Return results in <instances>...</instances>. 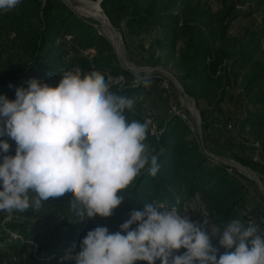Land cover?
<instances>
[{"label":"trees","instance_id":"obj_1","mask_svg":"<svg viewBox=\"0 0 264 264\" xmlns=\"http://www.w3.org/2000/svg\"><path fill=\"white\" fill-rule=\"evenodd\" d=\"M224 1L215 10L205 6L203 0L99 3L101 12L115 27L122 26L132 35L144 31L153 34L146 51L148 62L173 61L183 91L199 106L198 135L171 110L158 117L150 102L137 93L146 79L121 66L111 43L96 26L61 0H21L14 10L0 12V29L6 34L0 42V96L15 99L16 89L26 88L31 79L55 86L66 70H96L110 83L122 77V83L112 84L111 91L135 100L134 108L124 113L129 122L144 123L149 118L145 143L159 164L155 176L149 174V164L118 193L125 199L109 217L79 220L70 206L72 194L65 193L49 198L50 203H58L46 213L54 222L51 227L37 231L20 222H7L6 231L0 225V264H75L74 259L63 258L80 251L88 231L97 226H106L110 233L120 231L130 212L143 210L146 203L175 206L183 213L195 193L202 206L191 203L188 211L198 218L197 222L209 221V234L211 225L222 230L233 219L258 224L264 232V206H248L253 181L225 162L214 164L203 151L205 147L230 156L264 178V163L250 157L257 151L264 158V36L259 33L244 40L230 34L229 19L245 0ZM89 48L93 51L85 52ZM238 80L242 90L237 97L231 96L229 89ZM227 99L236 105L234 109L222 108ZM227 122L232 129H226ZM0 138L15 151L14 140L7 135ZM218 241L219 236L211 237L213 246L223 253L225 249Z\"/></svg>","mask_w":264,"mask_h":264},{"label":"clouds","instance_id":"obj_2","mask_svg":"<svg viewBox=\"0 0 264 264\" xmlns=\"http://www.w3.org/2000/svg\"><path fill=\"white\" fill-rule=\"evenodd\" d=\"M21 0H0V11L14 10ZM99 71H62L55 86L31 79L16 89L15 99L0 96V211L25 212L50 197L71 193L70 206L79 220L109 217L125 199L127 188L147 165L159 170L158 157L145 143L148 122H129L125 110L135 100L111 91ZM11 87V84L9 85ZM34 193L35 195H31ZM136 224L135 228L132 225ZM196 222L173 206L144 204L132 210L120 231L97 226L82 239L75 264H264V232L253 222L233 219L221 230ZM219 236L213 246L211 237ZM182 254H174L180 249Z\"/></svg>","mask_w":264,"mask_h":264},{"label":"rangeland","instance_id":"obj_3","mask_svg":"<svg viewBox=\"0 0 264 264\" xmlns=\"http://www.w3.org/2000/svg\"><path fill=\"white\" fill-rule=\"evenodd\" d=\"M61 1L74 9L84 19H88V21L92 22L96 26L97 32L104 35L111 43L121 66L130 70L138 78L146 79V82L142 84L137 93L140 96L145 97L150 102L158 117H160L166 109L169 111L171 104H173L175 105V108H179V110L185 112H183L186 114L184 116V120L190 126L192 132L196 135L201 132V119L198 110L199 106H197L194 103V100L183 91L177 77L173 61L166 64H150L148 62V53H146V51L149 47V43L152 38L151 36L153 34L150 35L148 31H144L140 35H132L122 26L120 28L115 27L108 21L107 18L104 17L101 9L97 8L96 0ZM203 2L205 3V6L210 7L212 10L222 7L225 3L224 0H203ZM248 10H251V13L247 14L246 12ZM96 13L106 21V27L103 26L98 19H96ZM233 14L235 15L230 18L228 22V32L230 34L241 36L244 40L257 36L259 33L264 36V0H245L243 5L235 7ZM108 26H110L113 32L117 35L116 38L110 32ZM5 35L6 34L0 29V42L3 40ZM163 49L164 48H161L160 52H163ZM92 51V48L85 50V52ZM241 90V82L238 80L229 89V94L237 97ZM221 106L224 110H226L234 109L236 105L227 99ZM206 112H210L208 108H206ZM0 140L2 139L0 138ZM7 154L15 155V151L9 150V153ZM3 155V153H0V162H2ZM215 155H218L221 159L228 163L235 164L234 168H236V172H240V174L247 176L253 181V185L249 189L248 195L250 197V202L248 203V206H264L263 176L261 174L259 175L254 170L242 166L238 161L232 159L230 156H226L225 154ZM31 195L34 196L35 194L32 193ZM53 204L57 205L58 203H50L48 199L46 201H42V205L40 207L29 208L25 212L13 211L8 213L6 211H0V225L5 230L7 227L4 225L7 222H20L25 224L29 229L37 231H40L45 227H51L54 222H52L50 218H47L46 213L53 208ZM187 207L188 206H186V208ZM189 207L187 208V211L183 208V213L181 214L186 215L190 220L197 222L198 218L194 216V214H190V211H188ZM174 254H182V252L177 251Z\"/></svg>","mask_w":264,"mask_h":264},{"label":"built area","instance_id":"obj_4","mask_svg":"<svg viewBox=\"0 0 264 264\" xmlns=\"http://www.w3.org/2000/svg\"><path fill=\"white\" fill-rule=\"evenodd\" d=\"M170 110L174 113V114H177L178 116H180L182 119H185L184 118V116L186 115V114H184L181 110H179V108H175V105H173V104H171V106H170ZM182 113H180V112ZM148 113V112H147ZM146 121L147 122H149V118H146ZM233 128V126H232V124H231V122H227V124H226V129L227 130H230V129H232ZM151 131H154L155 132V130H154V128H151ZM201 146L203 147V144H201ZM203 151L207 154V156H208V158L214 163V164H219L220 162H225V163H227L228 165H230V166H232V167H235V164H233V163H228V162H226V161H224L223 159H221L218 155H215V153H213V152H211V151H209V150H207L205 147H203ZM250 157H251V159L252 160H254V161H260V162H262V163H264V158L263 157H261L260 156V154L257 152V151H254V152H251L250 153ZM250 189V188H249ZM248 194H249V190H248ZM189 204H191V203H195V204H200V197H199V195L197 194V193H195L193 196H192V198L190 199V201L188 202ZM201 205V204H200ZM202 206V205H201ZM184 210H186L187 211V208H186V206L184 207ZM186 211H184V212H186ZM248 222H250V221H248ZM211 232V231H210Z\"/></svg>","mask_w":264,"mask_h":264},{"label":"bare ground","instance_id":"obj_5","mask_svg":"<svg viewBox=\"0 0 264 264\" xmlns=\"http://www.w3.org/2000/svg\"><path fill=\"white\" fill-rule=\"evenodd\" d=\"M95 16H96V19H98L101 23H102V25L103 26H107V24H106V21L103 19V18H101V16L100 15H98L97 13L95 14ZM109 28V30H110V32L115 36V38L117 37V35L113 32V30L110 28V26H108Z\"/></svg>","mask_w":264,"mask_h":264},{"label":"water","instance_id":"obj_6","mask_svg":"<svg viewBox=\"0 0 264 264\" xmlns=\"http://www.w3.org/2000/svg\"><path fill=\"white\" fill-rule=\"evenodd\" d=\"M100 1L101 0H96V6H97V8L98 9H100V5H99V3H100ZM104 17H105V15H104ZM106 18V17H105ZM109 23V22H108ZM110 24V23H109ZM110 26H111V24H110ZM112 27V26H111ZM113 28V27H112ZM116 32V31H115ZM117 33V32H116ZM118 34V33H117ZM119 37V36H118ZM118 51V50H117Z\"/></svg>","mask_w":264,"mask_h":264}]
</instances>
